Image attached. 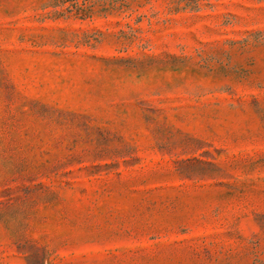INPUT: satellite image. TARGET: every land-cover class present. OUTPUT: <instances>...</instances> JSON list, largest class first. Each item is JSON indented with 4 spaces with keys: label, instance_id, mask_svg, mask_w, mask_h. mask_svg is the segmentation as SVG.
Returning <instances> with one entry per match:
<instances>
[{
    "label": "rangeland",
    "instance_id": "rangeland-1",
    "mask_svg": "<svg viewBox=\"0 0 264 264\" xmlns=\"http://www.w3.org/2000/svg\"><path fill=\"white\" fill-rule=\"evenodd\" d=\"M0 264H264V0H0Z\"/></svg>",
    "mask_w": 264,
    "mask_h": 264
}]
</instances>
